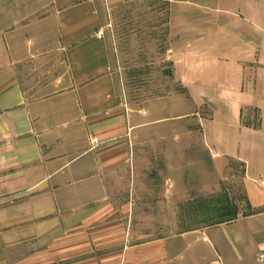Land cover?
Masks as SVG:
<instances>
[{"label":"crops","instance_id":"crops-1","mask_svg":"<svg viewBox=\"0 0 264 264\" xmlns=\"http://www.w3.org/2000/svg\"><path fill=\"white\" fill-rule=\"evenodd\" d=\"M168 2L176 103L138 115L98 0H0V264H264V0ZM221 178L243 208L179 227L166 181Z\"/></svg>","mask_w":264,"mask_h":264},{"label":"rangeland","instance_id":"rangeland-1","mask_svg":"<svg viewBox=\"0 0 264 264\" xmlns=\"http://www.w3.org/2000/svg\"><path fill=\"white\" fill-rule=\"evenodd\" d=\"M98 6L103 21L101 34L108 45L123 107L127 112L138 115H143L144 110L156 113L158 108H171L167 104L176 102L163 100L159 103L157 100L158 97L170 95L176 88L172 78L171 39L168 36V0H98ZM199 112L203 117L202 111ZM148 124L164 127L174 125L173 118ZM141 136L146 135H140L139 138ZM172 136L167 135V145L168 141H176ZM143 148L146 152V146ZM167 152L171 159L177 160L178 151L169 149ZM181 153L182 163L192 158L188 150ZM209 155L212 158L211 152ZM198 157L205 158L203 154ZM213 157L214 160L218 156ZM206 184L200 179L197 182L182 181L175 184L166 181L168 191L181 190L184 203L197 206V209L191 208L187 212L171 215L180 221L179 227L219 221L235 215L239 207L243 206L242 187L236 178L215 181L211 192L204 189Z\"/></svg>","mask_w":264,"mask_h":264},{"label":"built area","instance_id":"built-area-1","mask_svg":"<svg viewBox=\"0 0 264 264\" xmlns=\"http://www.w3.org/2000/svg\"><path fill=\"white\" fill-rule=\"evenodd\" d=\"M212 264H224L219 255L215 258Z\"/></svg>","mask_w":264,"mask_h":264}]
</instances>
